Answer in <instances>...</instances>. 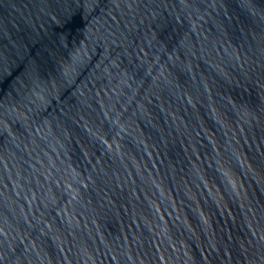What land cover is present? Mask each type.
<instances>
[{
    "label": "water",
    "instance_id": "obj_1",
    "mask_svg": "<svg viewBox=\"0 0 264 264\" xmlns=\"http://www.w3.org/2000/svg\"><path fill=\"white\" fill-rule=\"evenodd\" d=\"M0 264H264V0H0Z\"/></svg>",
    "mask_w": 264,
    "mask_h": 264
}]
</instances>
